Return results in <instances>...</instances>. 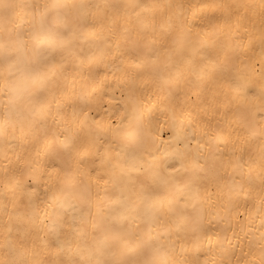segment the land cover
Returning <instances> with one entry per match:
<instances>
[{"label":"bare ground","instance_id":"6f19581e","mask_svg":"<svg viewBox=\"0 0 264 264\" xmlns=\"http://www.w3.org/2000/svg\"><path fill=\"white\" fill-rule=\"evenodd\" d=\"M0 264H264V0H0Z\"/></svg>","mask_w":264,"mask_h":264},{"label":"snow or ice","instance_id":"6c2138e0","mask_svg":"<svg viewBox=\"0 0 264 264\" xmlns=\"http://www.w3.org/2000/svg\"><path fill=\"white\" fill-rule=\"evenodd\" d=\"M4 7H9L7 5H5ZM49 41L52 42V37L49 36L48 37ZM54 50V49H53ZM44 59L46 60H50V61H54L55 57L52 55V53H49L48 55L44 56ZM143 67L142 64H135L133 66V70L131 72V74L129 75L128 77V80H127V83L129 84L130 87H135V84H136V81L140 78L138 75H136L137 72H139L141 70V68ZM239 91V89H237ZM116 128H119V125H116L115 126ZM51 154V153H50ZM56 156H59V153H55ZM80 164H84L85 163V160L82 158L80 161H79ZM85 176H87V173H84ZM54 200V197H50L49 198V201H52ZM46 206L47 207H51V203L50 202H46Z\"/></svg>","mask_w":264,"mask_h":264}]
</instances>
